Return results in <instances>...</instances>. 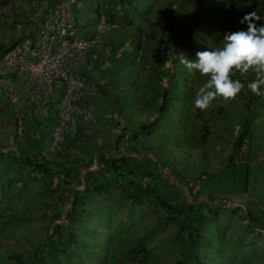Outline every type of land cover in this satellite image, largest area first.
I'll use <instances>...</instances> for the list:
<instances>
[{
    "label": "trees",
    "instance_id": "trees-1",
    "mask_svg": "<svg viewBox=\"0 0 264 264\" xmlns=\"http://www.w3.org/2000/svg\"><path fill=\"white\" fill-rule=\"evenodd\" d=\"M57 1L51 0V3ZM134 2L135 0H103L94 10L97 18L105 14L108 19L125 20V23L132 24L133 27L110 33L104 43V52L91 54L95 67L92 73L87 74V78L96 86L91 94L92 98L100 101V105H96L98 124L96 123L92 133L87 132L85 124L76 122L75 132L65 139L59 150L52 148L50 144V151L44 150L40 147L39 133L40 127L50 118L49 110L53 108L48 107L45 114H33L32 119L25 120L21 136L15 128L12 143L0 147V161L5 163L1 168L12 165L17 171L10 176L11 181L8 179L1 183L3 189L8 188L12 193L16 189L19 192L31 182L39 185L31 195L22 197L25 201L22 207L7 206L8 211L0 212V251L3 250L4 254L0 256V264H90L99 252L97 232L91 224L96 218L102 220L106 217L103 200L107 193L117 186L121 196L134 200L139 196L138 191L142 186L140 182L144 183L141 190H145L148 181L152 180L154 171L151 168L155 158L148 154L144 157L131 155L133 152L151 150L146 148L147 143L150 144L151 134L158 133L161 141H172L173 148L170 151H177V156L188 158L189 163L182 169L172 166V173L176 172L175 176L185 181L193 171L199 172L196 178L204 183L207 191L241 196L248 193L251 181L257 179L258 175H262L264 181V156L257 170L251 164L253 147L258 139L257 130L264 127V95L256 96L245 86L236 96L242 99L240 102L235 100L229 104L226 102L223 107L212 108V112L216 111L220 115L210 119L194 105L195 94L207 77L190 72L181 63L184 57L194 59L197 51L222 46L224 33L245 29L246 24H240L239 20L246 13L254 11L264 17V0H162L161 5L154 8L158 18V34L136 22L135 16L127 10L135 6ZM140 33L142 38L137 39ZM115 37H124L125 40ZM133 37L137 41L134 42L135 55L122 68H130L133 76V90L129 94L126 118L123 103L119 100L122 88L116 94L106 75L117 72L115 70L119 68L114 63L121 59V55L127 56L124 44ZM153 39L159 44L155 49V58L150 57L154 50L150 44ZM6 49L0 45V53H4ZM141 70L145 72L142 78L139 76ZM234 78H240L247 85L254 74L249 73L247 78H242L237 73ZM261 91L264 92V87ZM106 103H110L109 108ZM171 114L173 118L170 117ZM170 118L175 119L171 123L174 133L172 129L165 130L161 127ZM106 121L117 128L116 132L106 129ZM217 121L223 125L224 132L227 131L225 137L230 150L227 160L220 169L215 170L211 166L207 148L198 146L196 149L188 136L200 133L202 142L207 133L213 132L221 138V131L215 130ZM236 124L242 127L239 135L234 131ZM100 128L106 129L107 134L101 135L103 138L96 142ZM171 131L173 135H170ZM175 142L180 145H174ZM89 143H92L90 148ZM95 153L98 168L85 170L81 175L82 167H90L95 162ZM87 156L89 158L85 159ZM240 158L244 161L237 163ZM158 161L162 165L161 158ZM202 174L206 175L205 179H201ZM252 174L256 175L255 179ZM202 189L198 188L191 195L193 202H189L182 191L177 192L176 200L168 199L167 196L160 198L158 190L154 196L147 192L151 200L160 199L167 211L165 219L175 222L179 253L174 264H204L203 256H214L209 253L210 249L205 250L202 246L203 241L208 240L207 243L211 246L210 239L202 233V226L206 219L217 220L221 203L196 202L202 195ZM167 190L165 188V192ZM31 197L36 199V207L29 201ZM67 203L70 205L64 221H57L50 228L51 221L62 216L63 206ZM252 203L253 201L248 204L242 202L247 222L249 226L260 225L264 228L263 222L251 208ZM39 205L41 207L38 208ZM37 216L45 218L49 223L39 242H32L24 228L19 236L11 230L15 227H6L10 222L19 224ZM82 227L91 237L85 239L77 234L75 230ZM40 234L41 232L32 230V235ZM23 241L28 242L30 247ZM148 256V250L143 247L140 262H146ZM98 264L106 263L101 261Z\"/></svg>",
    "mask_w": 264,
    "mask_h": 264
},
{
    "label": "rangeland",
    "instance_id": "rangeland-1",
    "mask_svg": "<svg viewBox=\"0 0 264 264\" xmlns=\"http://www.w3.org/2000/svg\"><path fill=\"white\" fill-rule=\"evenodd\" d=\"M17 0H0V44L8 46L11 41H13V37L9 35V30L12 28L14 22L13 16L11 17V8L14 10L13 4ZM76 6L73 7L74 13L77 19L81 20L85 25V30L87 32H92L95 29V25L97 23V17L95 15V8H97L98 3L103 0H75ZM110 1V0H107ZM162 0H135V6L127 8V10L133 14L136 22L145 27L146 29H153V31L158 34L159 29L157 27V15L154 13V8L158 5H161ZM78 4V5H77ZM11 6V8L9 7ZM125 21V20H123ZM84 31V30H83ZM82 31V33H84ZM123 30H119L116 32H122ZM88 33V34H89ZM119 34V33H118ZM116 39H123V37H115ZM142 38V34L137 35V39ZM135 38L133 37L130 42H125V48L127 56L121 55V59L118 62L114 63V65H118L119 69L115 70L116 73L108 74V80L111 81L110 86L113 88V91L117 94L119 88H122V94H120L119 100L123 103L124 115L127 118L128 114V102L130 98V93L132 92V80L133 76L130 73V68L125 67L122 69L125 64H128L135 55ZM137 43V41H136ZM154 50L151 51L150 57L155 58L157 53L155 49L159 44L155 39L150 41ZM125 53V54H126ZM3 53H0V58ZM145 75V72L141 70L139 72L140 78ZM237 101H241L240 98H235L232 100H224L223 98L215 99L211 106L204 110V113L207 117L212 119L213 116L220 115L216 111L212 112V108L223 107L227 102L232 103ZM94 102V101H93ZM107 107H110V103H106ZM107 108V109H108ZM233 108V107H232ZM106 107L102 110L103 114H105ZM10 107L7 106L6 109L0 110V147L7 146L12 143L13 140V132L15 129V120L10 114ZM50 118L45 124L40 127L39 139H40V147L44 150L49 148V137L51 132L53 131L56 123H57V114L51 109ZM232 113V112H231ZM232 115V114H231ZM222 116V115H221ZM173 118V114L171 116ZM170 118L168 121H165L161 124L165 130H173L171 127V123L175 119ZM220 120V119H219ZM98 124V122H97ZM96 124V125H97ZM221 124V123H220ZM219 121H217V128H215L216 132L221 131L222 137L218 138L213 132L207 133L205 139L201 142L200 133L199 134H190L189 140L195 144L197 149L198 146L206 147L210 157V163L213 169H220L222 163H224L228 158V152L230 150V144L227 142V131L224 132L223 125H220ZM96 125L94 127H96ZM94 129V128H93ZM92 129V131H93ZM106 129L111 130L112 132H116L117 128L115 126H111L108 121H106ZM106 129H101L99 131V138L96 139V142H100L103 138L101 135L107 134ZM256 142L253 147V161L252 165L255 170L258 169L259 166L263 162L264 156V127L257 130ZM94 134V133H93ZM142 138L143 137V134ZM172 131H171V134ZM96 136V134H94ZM150 144L147 143L146 148H151V150L141 151L140 153H131V155H137L140 157H144L147 154L153 156L155 158V162L153 161L151 164L152 170L154 171L152 180L148 181L147 188L143 189L144 183L142 184L141 189L138 191V198L129 199L127 197L121 196V192L119 191V187L114 186L107 193V196L104 198L103 202L106 207V217L102 220L96 218L91 226L97 232V243H99L98 254L93 258L90 264H98L101 261H105L106 264H174L178 257L179 253V245L177 240L175 239L176 233V225L175 222L166 220L165 216L167 214L166 208L163 207L160 199L151 200L150 195H147V192L152 196L155 195L156 190H158L161 197H168V199L174 198L177 199V192H183L185 197L189 202L192 201L191 195L196 192L198 188L202 189V195L196 202L206 201L209 204H215L216 202H220V212L218 213L217 220H209L206 219L203 222L202 233H204L208 239H210L211 246L208 245V241H203L202 246L205 250L210 249L209 253L214 255L203 256L204 264H228L229 260H232V256L235 258L239 257L236 263L231 262L230 264H264V230H260L261 226L258 225L255 228H250L246 219L245 207L242 204H248V202L253 201V212L257 215V218L263 222L264 227V181L263 176L258 175L257 179H255V174H252V180L248 193L244 194V197L241 201L240 197L234 193L225 194L219 193L216 194L214 192H209L204 189V183L202 181H198L196 174L199 172L193 171L191 175H187L188 178H183L175 176L172 166L178 169H181L189 163L188 158L177 156V151H170L173 148L172 141L163 145L164 141H161V137L158 133L151 134L149 137ZM92 142V141H91ZM200 143V145L198 144ZM198 144V145H196ZM225 147H223V145ZM174 145L179 146V142H175ZM92 147V143L88 144V148ZM226 147L228 149H226ZM169 148V150H167ZM52 151V150H51ZM125 154H130L129 152H125ZM89 158V156L85 157ZM95 162L91 164L90 167L85 166L80 169V173L85 170H94L98 168V164L96 162V153L94 155ZM158 158H161V163L158 161ZM196 159V158H195ZM193 161V160H192ZM244 159H238L237 163H242ZM191 162V161H190ZM5 163L0 161V212L5 213L9 210L6 208L10 207H22L24 205V200L22 197L24 195H31L35 190L39 187L37 182H31L28 186L24 187L22 190L18 189L14 190L10 193L9 189H3V185L1 184L4 181H11L10 176L12 174L17 173L14 169V166L10 165L8 168H1ZM257 167V168H256ZM179 170V169H178ZM191 169H189L190 171ZM204 174L201 175V179H205ZM82 180L85 181V178L82 176ZM27 185V184H26ZM17 188V187H16ZM83 188V187H82ZM165 188L168 190L165 192ZM176 189V190H175ZM4 192H3V191ZM145 191V192H144ZM19 194H18V193ZM176 192V193H175ZM175 193V194H174ZM9 194V195H8ZM204 194V195H203ZM246 195V196H245ZM32 198V197H31ZM127 198V199H126ZM35 198H32L29 201L34 203L35 207L38 205L35 202ZM154 201V202H153ZM70 205L67 203L63 206ZM41 205L38 206V208ZM6 208V209H5ZM44 209V208H43ZM41 208L40 211L41 212ZM33 212V211H31ZM35 212V211H34ZM33 212V213H34ZM63 214V213H62ZM63 216V215H62ZM61 216V217H62ZM60 217V218H61ZM59 219H55L51 221L50 228L57 221H64ZM49 223L45 218H31L28 221H22L19 224L10 222L6 227H15V229H11L14 233L20 236L21 229H25V233L29 236L32 242H39V239L43 238L44 230L47 229ZM32 230L34 232H41L40 236L32 235ZM79 236L91 237V235L87 234V231L82 227L75 230ZM52 232V229H50ZM35 234V233H33ZM233 244L230 245L229 241L231 240ZM204 239L205 236H203ZM30 247V244L26 241H23ZM228 242V244H226ZM143 247H145L149 256L146 262H140V254H142ZM0 256H4L3 250L0 251ZM62 258V256H61ZM65 261V259L63 258ZM239 261V262H238Z\"/></svg>",
    "mask_w": 264,
    "mask_h": 264
},
{
    "label": "built area",
    "instance_id": "built-area-1",
    "mask_svg": "<svg viewBox=\"0 0 264 264\" xmlns=\"http://www.w3.org/2000/svg\"><path fill=\"white\" fill-rule=\"evenodd\" d=\"M73 3L76 1L14 2L13 41L0 58V108L10 107L21 136L25 120L52 107L57 123L49 144L56 150L75 132L76 122L92 128L98 121V102L91 95L96 86L87 78L95 67L91 54L104 52L110 33L133 27L101 14L94 31L85 34Z\"/></svg>",
    "mask_w": 264,
    "mask_h": 264
},
{
    "label": "clouds",
    "instance_id": "clouds-1",
    "mask_svg": "<svg viewBox=\"0 0 264 264\" xmlns=\"http://www.w3.org/2000/svg\"><path fill=\"white\" fill-rule=\"evenodd\" d=\"M264 17L256 12L246 13L240 24H246L245 29L224 33L222 46L197 51L194 59L186 57L181 63L190 72L207 77L206 82L195 94L194 105L201 111L207 110L212 102L219 98L235 99L247 89L256 96L264 95ZM247 78L249 73L254 78L245 85L236 74ZM236 135L242 131L240 124L234 126Z\"/></svg>",
    "mask_w": 264,
    "mask_h": 264
},
{
    "label": "crops",
    "instance_id": "crops-1",
    "mask_svg": "<svg viewBox=\"0 0 264 264\" xmlns=\"http://www.w3.org/2000/svg\"><path fill=\"white\" fill-rule=\"evenodd\" d=\"M9 7L11 8V6H9ZM10 10H11V13H12V15H11V17H12V16L14 15V14H13V11H12V8H11ZM84 32H85V34H88V33H89V32H87V30H85ZM90 33H91V32H90ZM9 35L11 36V38L14 36V33H13V30H12V29L9 30ZM0 45H1V44H0ZM9 45H10V44H9ZM9 45H8V46L3 45V46H5L6 48H8ZM6 50H7V49H6ZM3 54H4V53H3ZM3 54H2V55H3ZM2 55H1V57H2ZM96 101H97L98 104L100 105V101H99L98 99H97ZM0 110H2V109L0 108ZM44 114H45V113H44ZM46 115H47V113H46ZM93 128H94V126H93L92 128L87 127V132L92 133V129H93ZM89 129H90V130H89ZM10 144H11V143H10ZM91 170H93V169L91 168ZM245 196H246V195H245ZM243 198H245L244 195H243V197H240L241 201H242ZM251 205H252V204H251ZM251 208H253V206H251ZM252 210H253V209H252ZM256 226H258V225H256ZM256 226L254 225V226H249V227H250V228H255ZM260 230H264V228H261ZM226 244H228V242H226ZM229 244H230V245L233 244L232 237H231V240L229 241ZM229 244H228V245H229ZM230 245H229V246H230ZM234 257H235V256H232V260H229L227 263H228V264H230L231 262L236 263V261L239 259V257H237V258H235V259H234ZM238 262H239V261H238Z\"/></svg>",
    "mask_w": 264,
    "mask_h": 264
},
{
    "label": "water",
    "instance_id": "water-1",
    "mask_svg": "<svg viewBox=\"0 0 264 264\" xmlns=\"http://www.w3.org/2000/svg\"><path fill=\"white\" fill-rule=\"evenodd\" d=\"M68 208H69V205H66L65 207H64V212H63V216L60 218V220H63V219H65V217L67 216V214H68Z\"/></svg>",
    "mask_w": 264,
    "mask_h": 264
}]
</instances>
